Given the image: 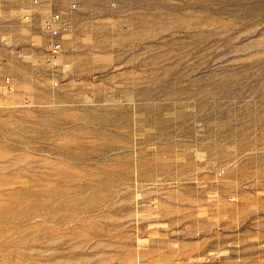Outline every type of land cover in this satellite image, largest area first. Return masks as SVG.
<instances>
[{"label": "rangeland", "instance_id": "374dc122", "mask_svg": "<svg viewBox=\"0 0 264 264\" xmlns=\"http://www.w3.org/2000/svg\"><path fill=\"white\" fill-rule=\"evenodd\" d=\"M0 264H264V0H0Z\"/></svg>", "mask_w": 264, "mask_h": 264}, {"label": "built area", "instance_id": "2783aa9c", "mask_svg": "<svg viewBox=\"0 0 264 264\" xmlns=\"http://www.w3.org/2000/svg\"><path fill=\"white\" fill-rule=\"evenodd\" d=\"M34 5H46L54 0H30ZM75 4L72 8H75ZM22 19L26 22H31V15H24ZM44 33L48 38L49 49L47 53V62L53 65L60 63V56L64 51V39L70 33L73 26L66 13L62 11H54L42 22ZM10 80V79H8Z\"/></svg>", "mask_w": 264, "mask_h": 264}]
</instances>
